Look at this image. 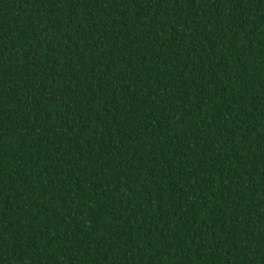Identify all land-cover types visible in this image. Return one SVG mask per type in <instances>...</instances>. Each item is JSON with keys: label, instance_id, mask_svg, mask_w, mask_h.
I'll return each instance as SVG.
<instances>
[{"label": "trees", "instance_id": "1", "mask_svg": "<svg viewBox=\"0 0 264 264\" xmlns=\"http://www.w3.org/2000/svg\"><path fill=\"white\" fill-rule=\"evenodd\" d=\"M0 264H264V0H0Z\"/></svg>", "mask_w": 264, "mask_h": 264}]
</instances>
